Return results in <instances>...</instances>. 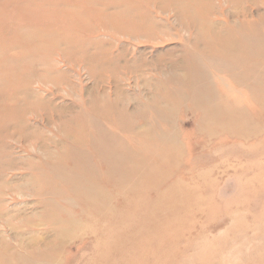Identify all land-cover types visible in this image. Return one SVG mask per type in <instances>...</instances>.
I'll list each match as a JSON object with an SVG mask.
<instances>
[{
  "label": "rangeland",
  "instance_id": "1",
  "mask_svg": "<svg viewBox=\"0 0 264 264\" xmlns=\"http://www.w3.org/2000/svg\"><path fill=\"white\" fill-rule=\"evenodd\" d=\"M244 12L0 0V264H264V42L236 88L195 58Z\"/></svg>",
  "mask_w": 264,
  "mask_h": 264
},
{
  "label": "bare ground",
  "instance_id": "2",
  "mask_svg": "<svg viewBox=\"0 0 264 264\" xmlns=\"http://www.w3.org/2000/svg\"><path fill=\"white\" fill-rule=\"evenodd\" d=\"M247 12H244V18L243 21L241 22V24L232 27V34L233 36L229 33V36L226 37L224 35V33H227L226 31H228L227 29L222 30L219 33V36H217L214 40V43L210 45L211 48H206V49H202V48H198V51H195L196 56L195 58L203 61L201 59L204 58H210L212 55L215 54L218 58L219 61L222 63V69L220 71V73L222 75L219 74L220 76V80L223 83H229L228 86L230 87H234L236 88L235 85L238 84H243L245 81V77L242 78L238 75L234 76V74H231L230 71L233 69H237V70H241L242 69V64H244L245 62H247L250 58H252L254 55H257L256 52L254 51H248V50H241V48H248L245 46V43H253L255 42V39L253 38V35L250 33L252 32V30H254L255 24H251L250 22H247L245 16ZM212 30V29H211ZM230 30V29H229ZM247 31V33H246ZM214 33V32H213ZM214 36V35H213ZM264 42V36H258L256 42L254 44H258V45H262ZM215 45V46H214ZM218 48V51L213 50L212 47ZM205 51H207L208 53H206ZM215 56V57H216ZM216 58V59H218ZM214 60V59H213ZM236 60V62H235ZM218 67V66H217ZM219 68V67H218ZM189 69V68H188ZM190 70V69H189ZM201 68H194L193 70L190 71V81H193V83L195 84L196 82H198L200 80V73H203ZM224 73V74H223ZM202 76V74H201ZM215 78V77H214ZM203 87V86H202ZM227 88V87H226ZM200 89V88H199ZM232 90V89H231ZM254 88H248V93L254 94V93H258ZM203 92V91H202ZM206 92V91H204ZM225 92V91H224ZM209 93V92H208ZM213 94V97H209V94H204V100L207 101L208 99H215V92H211ZM223 94V93H222ZM229 94V93H228ZM257 94V95H258ZM231 95V94H230ZM195 96H193L194 98ZM222 97V96H221ZM230 97V96H229ZM260 100V99H259ZM240 101V100H239ZM257 102V101H256ZM240 103H242L240 101ZM244 104L241 105V109L243 110L244 108L242 107ZM249 109V108H248ZM215 112L212 113L211 115L214 118L219 117L220 113L218 114V112L223 111L225 114L229 113L231 110L229 109H225V110H219V108H215L214 109ZM261 113V112H260ZM228 115V114H227ZM146 138V137H145ZM162 142V141H161ZM147 144V143H146ZM171 145V144H170ZM156 146V145H155ZM165 146V145H164ZM172 146V145H171ZM168 147V146H167ZM167 147H164L165 149ZM162 148V147H160ZM167 149H170V147H168ZM162 162V161H161ZM141 163V162H140ZM160 163V162H159ZM155 166V165H154ZM138 167V166H137ZM145 167V165H144ZM143 169V168H142ZM134 170V169H133ZM147 170V169H146ZM153 170V169H151ZM150 170V171H151ZM135 171V170H134ZM148 172V171H146ZM159 172V171H157ZM141 176V175H140Z\"/></svg>",
  "mask_w": 264,
  "mask_h": 264
}]
</instances>
